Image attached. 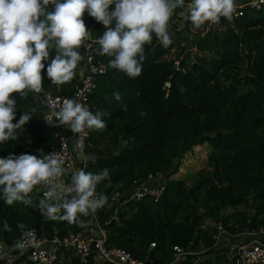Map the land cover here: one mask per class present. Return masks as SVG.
I'll return each instance as SVG.
<instances>
[{"label": "trees", "instance_id": "16d2710c", "mask_svg": "<svg viewBox=\"0 0 264 264\" xmlns=\"http://www.w3.org/2000/svg\"><path fill=\"white\" fill-rule=\"evenodd\" d=\"M181 12L187 10L176 9L170 20H177ZM82 18L106 64L89 96L88 110L107 111L109 116L103 117V129L87 130L85 152L96 159L84 161L83 167L93 173L106 168L110 174V183L97 187L107 196L99 210L114 211L101 224L106 246L123 249L141 264H167L173 245L188 253L178 264H233L226 248L213 245V228L205 222L220 224L232 239L238 232L264 227V9H245L238 18H221L218 24L206 23L195 30L181 16L180 29L169 32L168 47L155 35L145 45L142 72L134 79L113 69L112 58L100 54L97 41L103 25L87 12ZM55 54L50 50L49 60L43 62L42 91L69 95L74 78L62 85L47 78L46 67ZM113 92L121 94V102L114 100ZM12 98L17 102L13 124L22 113L32 117L17 130V140L0 145V158L45 153L56 142V129L41 120L39 93L35 98L31 92L24 99L19 94ZM141 111L147 114L142 117ZM201 143L210 149L206 167L188 183L171 178L183 154ZM148 175L155 176L151 185L163 187L158 199L110 202L115 193L126 199ZM40 188L30 194L29 206L21 202L9 206L0 192V242L6 248L13 247L26 229L45 237L87 234L84 227L42 215ZM5 220L10 231L3 227ZM72 259L62 264H77ZM95 263L111 264L92 258L87 264ZM10 264L29 263L15 256Z\"/></svg>", "mask_w": 264, "mask_h": 264}, {"label": "clouds", "instance_id": "9594fccd", "mask_svg": "<svg viewBox=\"0 0 264 264\" xmlns=\"http://www.w3.org/2000/svg\"><path fill=\"white\" fill-rule=\"evenodd\" d=\"M184 7L185 0H0V145L17 140V130L31 119L30 113H22L12 123L17 103L12 97L19 94L24 99L31 92L35 98L42 91L43 62L49 60L50 50L56 54L47 64V78L56 85L74 78L82 59L77 49L91 38L82 18L85 12L105 29L97 41L100 54L112 58L109 64L113 69L134 79L142 72L145 45L152 43L153 35L164 47L172 43L169 21L176 9ZM187 8L186 13L179 14L195 30L206 23L218 24L221 18L231 20L236 3L190 0ZM112 97L122 101L119 92H113ZM122 110H127L123 104ZM146 114L139 113L142 117ZM55 115L60 125L82 134L103 129V117L109 113L93 114L76 100L66 99ZM73 151L80 160L95 162L94 154H86L82 137L74 143ZM65 172L61 153L9 154L0 158V192L9 206L15 202L29 206L30 194L40 186L44 190L38 204L42 215L86 227L80 217L95 214L107 204V196L98 193L97 187L104 181L110 183L109 171L76 169L70 176V185L64 182ZM3 227L10 231L6 220ZM15 247L23 250L24 242L17 241Z\"/></svg>", "mask_w": 264, "mask_h": 264}, {"label": "built area", "instance_id": "2783aa9c", "mask_svg": "<svg viewBox=\"0 0 264 264\" xmlns=\"http://www.w3.org/2000/svg\"><path fill=\"white\" fill-rule=\"evenodd\" d=\"M235 3L236 11L233 18L240 17L245 9L256 11L264 9V0H235ZM189 4L190 0L185 3L184 8L186 10H188L187 6ZM77 51L81 54L82 59L77 64L74 85L70 94H51L46 91L39 93L42 104L41 120L56 129L54 134L56 142L45 153L62 154L63 166L66 169L64 182L67 185H70L71 174L76 169H83L84 167V161L77 158L75 151H73V145L81 137L84 143L87 138V130L82 134L73 133L68 126L59 124L55 113L60 110L63 101L66 99L76 100L89 109V96L95 88L98 77L106 71V64L97 55L94 39L85 40ZM49 121H51V124ZM154 181L155 176L148 175L145 181L133 187L126 199L118 197L115 193L110 198V202L112 204L116 203V205L124 200L139 202L145 196L156 200L162 194L163 187L156 183L151 185ZM43 191V188H40L41 197ZM93 215L90 216L93 217ZM210 227L213 228L211 238L214 246H217L223 238L228 237L227 231L220 224H212ZM234 238H237L238 242L229 248L233 264H264V227L257 230L238 232ZM18 241L24 242L23 250L16 248L15 245L6 248L0 242L1 263L10 264L15 256H23L29 264H62L70 257L76 259L79 264H87L89 258L111 264H141L123 249L106 246V236L101 225L97 226L94 232L88 231L87 234L75 232L62 238L57 236L45 237L34 229H26L21 233ZM149 247H153V244L150 243ZM187 254L181 247L173 245L171 247V259L167 264H178Z\"/></svg>", "mask_w": 264, "mask_h": 264}, {"label": "rangeland", "instance_id": "374dc122", "mask_svg": "<svg viewBox=\"0 0 264 264\" xmlns=\"http://www.w3.org/2000/svg\"><path fill=\"white\" fill-rule=\"evenodd\" d=\"M181 17V16H180ZM180 17H178L177 20H170L169 21V26H168V30L171 33H174V29H180ZM245 64H241V70L244 69ZM243 72H238L239 75H241ZM209 146L206 143H201L197 146H194L189 152H186L183 154L181 160H180V164L178 166V170L177 172L172 175L171 178H175V179H181L186 181L187 183L189 182V180L195 175L196 171H198L201 168H205L206 166V157L209 153ZM239 209H241V207H239ZM209 225L212 226V223L209 221L205 222V225ZM238 242L237 238H223L219 243H218V248H226L227 251L226 253H230L229 252V248L232 245H235ZM200 259H202V256H199ZM0 264H2L0 262Z\"/></svg>", "mask_w": 264, "mask_h": 264}, {"label": "crops", "instance_id": "0c3cea01", "mask_svg": "<svg viewBox=\"0 0 264 264\" xmlns=\"http://www.w3.org/2000/svg\"><path fill=\"white\" fill-rule=\"evenodd\" d=\"M109 209L110 208H104V210H99L93 215V217H91L90 215L86 216L85 217L86 227H84V230L86 232L88 231L94 232L97 226L101 225L104 221H106L113 214V211L109 213ZM72 261L77 262L76 259H72ZM77 264L79 263L77 262Z\"/></svg>", "mask_w": 264, "mask_h": 264}]
</instances>
